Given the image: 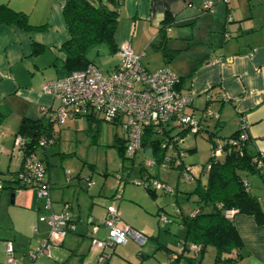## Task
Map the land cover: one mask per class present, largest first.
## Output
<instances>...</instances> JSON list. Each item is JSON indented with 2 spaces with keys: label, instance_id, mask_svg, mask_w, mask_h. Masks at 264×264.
<instances>
[{
  "label": "crops",
  "instance_id": "1",
  "mask_svg": "<svg viewBox=\"0 0 264 264\" xmlns=\"http://www.w3.org/2000/svg\"><path fill=\"white\" fill-rule=\"evenodd\" d=\"M64 1L0 0V6L21 12L31 26L37 27L26 29L0 22L1 190L9 186L4 185L5 181L13 182L21 165V156L14 150L13 139L22 118L46 119L47 113L58 104L51 94L42 90V84L62 73L64 54L60 46L69 37L62 13ZM118 1L115 42L118 45L128 42L140 55L141 63L150 70L169 67L179 77L180 92L192 96L186 112L198 119L203 118L206 111L217 115L208 114L203 118L204 127L200 132L220 139L245 129L250 137V150L264 153V0H212L213 4L207 10L202 9V4L208 0ZM149 49H153L159 58L153 60L147 53ZM81 119L90 123L84 117L66 121L77 125L76 121ZM60 125L50 124V136L54 138L52 144L55 146L37 147L35 152L46 164L45 180L50 184L53 210H67L76 223L75 230L59 244L62 245L65 241L79 243L78 240L89 236L91 224L102 220L107 206L111 205L109 198L115 197V192L109 191L110 187L104 189V182L98 189L94 188L91 175L88 178L92 183L87 186L85 177L82 179L85 174L82 169L73 174L64 170L61 162L66 163L67 157L59 166L56 163L50 166L53 154L63 157L61 155L69 152L60 146ZM116 137L114 142L125 140V137ZM188 137L189 134L185 140ZM186 149L192 152L196 145H188ZM145 151L142 150L144 154ZM184 162L188 163L185 157ZM193 168L191 166L195 185L203 184L202 178L204 182L207 178L203 165H198L196 173ZM139 171L142 176L144 168L141 166ZM243 175L249 192L257 197L264 214V179L256 171ZM8 190V196L0 195V209L8 215L12 229L20 239L19 244L21 240L27 243L26 250L33 240L40 243L44 236L40 226L46 224L36 221L41 213L40 202L32 188H16L13 202ZM181 211H176L172 221L175 219L180 230H184L179 221L180 214L183 215ZM120 214L122 216L121 211ZM122 221L130 225L131 220L125 217ZM232 222L242 241L235 264H264V223L259 224L252 215L244 213H235ZM34 224L36 230L32 228ZM141 229L148 230L149 235L155 231L146 225ZM106 232L105 226L100 224L95 235L104 236ZM183 239L184 234L178 239V248ZM12 243L16 252V243ZM165 247L171 255L178 250ZM57 250L59 262L69 264L74 250L65 257L66 261L63 259L65 253ZM28 254L17 259V264H26ZM110 259L109 256L105 264ZM80 264H85L84 260Z\"/></svg>",
  "mask_w": 264,
  "mask_h": 264
},
{
  "label": "built area",
  "instance_id": "2",
  "mask_svg": "<svg viewBox=\"0 0 264 264\" xmlns=\"http://www.w3.org/2000/svg\"><path fill=\"white\" fill-rule=\"evenodd\" d=\"M213 4L212 0L205 1L202 9L207 10ZM115 62L107 69H100L95 63H89L85 68L73 70L65 75L47 80L42 84V90L58 101L55 108L47 113L50 124H62L73 117L91 118L119 124L125 133V152L132 157L139 150L149 148L150 154L143 163V175L134 182L155 193H173L168 184L158 179L153 170L147 167L158 166L178 168L180 176L186 181H192L194 175L191 166L184 162L186 149L185 136L199 133L203 130V118L214 115L206 111L203 118H195L185 111L192 102L190 94H183L178 89L179 77L167 66L150 70L140 61V55L135 53L128 42L118 45L114 53ZM209 98V93L206 94ZM157 139L162 150L160 158H152V148L143 146L145 136ZM249 138L245 129L236 137L212 138L210 140V157L215 160L222 157L231 146H240ZM54 143L51 136H42L37 147H46ZM14 150L21 156V165L16 173V179L24 188H32L40 202L41 213L39 221L48 226V233L41 239L40 245L34 253L28 254L26 264H38V254L51 256V249L59 245L69 232H73L76 223L67 210L55 211L52 208L50 184L45 180L46 168L35 150L28 148L25 137L15 134ZM264 153L259 152L255 160L256 166L264 172ZM211 162L203 166L204 173L210 169ZM146 170V171H145ZM88 186L91 180L85 177ZM178 211V210H177ZM160 220L167 221L163 213H159ZM105 226L107 234L99 238L95 234L99 225ZM36 230V227H33ZM89 249L97 251L99 262L106 260L117 245H123L128 238L134 239L140 245L146 241L143 232L122 222L118 210L108 206L106 215L99 223H93L89 232ZM198 246L188 244V251L196 253ZM4 264H17L15 249L11 241L4 243ZM184 251L183 244L171 255L175 259L178 253Z\"/></svg>",
  "mask_w": 264,
  "mask_h": 264
},
{
  "label": "rangeland",
  "instance_id": "3",
  "mask_svg": "<svg viewBox=\"0 0 264 264\" xmlns=\"http://www.w3.org/2000/svg\"><path fill=\"white\" fill-rule=\"evenodd\" d=\"M147 53L153 60L159 58H156L157 54L153 49H149ZM88 57L104 71L107 70L116 60L113 55L108 53L104 45L91 49L88 53ZM68 121L60 125L61 132L59 142L60 146L66 151L69 150V152H64L65 154L61 155L63 157H55L53 154L51 157L54 159L52 162L50 161V166L55 163L59 166L60 161L64 157H67L65 159L66 163L61 162L64 170L68 169V172L70 170L73 174L79 169H82V172L85 173L82 179L91 175L92 180L94 181L93 186L97 189L99 186H102V182H104V189L110 187L109 191L112 189V192H115V197L109 198L111 199V205L109 206L116 207L121 220L128 217V219L131 220L128 223L133 225V228L143 232L146 236V241L143 245H140L132 238H128L127 242L123 245H117L114 248L113 253L110 254L111 259L107 264H174L171 262L170 258L171 251L167 250L165 246L177 250L178 239L184 234V230H180L175 219L172 221V218L178 209L182 210V214L186 216L199 206V203L197 202L198 197L196 193L193 192L196 186V178L194 177L192 181H186L180 176L178 168L158 166L147 167L148 171L151 169L153 170V174L158 179L164 182L166 181L168 186L175 189V192L172 194L158 192L152 196L142 186L137 185L134 182L141 177L139 170L141 166H143L144 161L148 159L147 156L142 150H139L132 157L124 152L125 159H121L120 153L114 145V140L118 139L116 137L117 135L122 138L125 137V133L119 124L115 125L97 120H93L92 123L88 124L85 119H81L76 121L77 125H70L71 122ZM220 139L222 140L223 138ZM184 145L186 148L188 145L191 147L196 145V150H193L192 152L187 150L185 154L186 161L189 163L186 162V164L193 166V172L195 171L194 173H196L198 171V165L204 166L211 155L210 140L208 139L207 141V136L202 132L197 134L190 133L188 139L184 141ZM48 146L51 147L55 145L52 144ZM152 158L155 157L153 156ZM222 158L223 157H220V159ZM204 180L205 179L202 178L203 183ZM16 184V181L11 183L5 181L4 183L6 186H15ZM7 190L8 188L0 189V195L2 193L5 197L8 196L6 193ZM83 190H85V188H83ZM182 196H187V199H182ZM114 202L120 207L122 216L116 204H112ZM159 213H163L167 217V222H170L167 224L163 223L160 220ZM36 221L39 222L38 218ZM143 225L154 229V233L149 235L148 230H142L141 226ZM36 226L37 225L34 224L32 228ZM92 226L93 224H91V228ZM40 229L44 233L43 237H45L48 233L47 224L46 226L41 225ZM70 234L71 232H69L67 236ZM106 234L104 236L97 235V237L104 238ZM5 241H15V256L17 259L22 258L26 253H34L40 245L39 242L30 239V241H32V246L28 245L29 248L25 250V245L27 243L21 240V243L19 244L20 239L18 238V234L12 229L8 215L5 211H2L1 208L0 264H4L5 262L3 253ZM78 242L79 243H69L68 241H65L62 245H55L51 249L50 257L44 254H38L36 262L38 264H60L59 261L61 260L58 258L59 253L57 249L65 253L63 259L70 254L72 249L74 250V255H72L71 261L69 260V264H80L82 260H84L85 264H105V261L109 258L108 257L101 262L97 260V251L88 249L90 245V236H85L84 239H81L80 241L78 240ZM24 250L25 252H23ZM214 254V248L208 246L204 250V255L200 263L213 264ZM187 256L188 255H186V257ZM81 258L83 259L81 260ZM196 261L198 262V260ZM176 264L189 263L186 258L183 257Z\"/></svg>",
  "mask_w": 264,
  "mask_h": 264
},
{
  "label": "trees",
  "instance_id": "4",
  "mask_svg": "<svg viewBox=\"0 0 264 264\" xmlns=\"http://www.w3.org/2000/svg\"><path fill=\"white\" fill-rule=\"evenodd\" d=\"M118 8V0L64 1L62 13L69 37L60 46L64 59L62 73L59 76L83 69L89 63H95L88 57V53L100 45H104L108 53L114 55L118 48L115 42L119 18ZM0 22L16 24L26 29L37 28L28 23L26 15L12 11L6 6H0ZM88 120L92 122L91 118ZM241 130L238 129L224 138L236 137ZM16 134L25 137L28 148L35 150L42 136H50V122L42 117L35 119L23 117ZM207 138L212 140L214 135L209 134ZM249 144L250 137L240 146H231L222 159L219 157L212 160L209 157L208 162H211V166L207 172L206 181L203 184L198 182L193 191L198 197L199 206L186 216L180 214L179 221L184 228L182 242L184 251L178 253L175 259H171L172 263L175 264L181 257H185L189 264H201L204 250L211 246L215 251L213 264H235L238 262V252L242 241L233 225L232 216L235 213L249 214L257 223H264V214L258 199L249 192L243 175L245 172L256 171L264 179V172L260 171L255 162L259 158V152L250 150ZM114 145L121 159H125V140L115 141ZM146 145L152 148V154L159 159L162 150L158 140L147 135L143 138V146ZM13 181L17 184L8 186L9 192L19 187L24 188L22 184H19L16 176ZM145 190L152 196L155 194L151 189ZM188 244L198 246L196 253L185 251L188 249Z\"/></svg>",
  "mask_w": 264,
  "mask_h": 264
},
{
  "label": "water",
  "instance_id": "5",
  "mask_svg": "<svg viewBox=\"0 0 264 264\" xmlns=\"http://www.w3.org/2000/svg\"><path fill=\"white\" fill-rule=\"evenodd\" d=\"M150 152H151V150H150L149 148H146L145 154H146V155H149ZM14 195H15V191L10 192L11 202H13V197H14Z\"/></svg>",
  "mask_w": 264,
  "mask_h": 264
}]
</instances>
